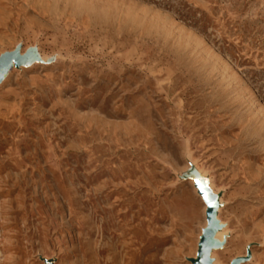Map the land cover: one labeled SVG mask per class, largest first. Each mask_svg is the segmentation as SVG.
<instances>
[{
	"label": "rangeland",
	"instance_id": "obj_1",
	"mask_svg": "<svg viewBox=\"0 0 264 264\" xmlns=\"http://www.w3.org/2000/svg\"><path fill=\"white\" fill-rule=\"evenodd\" d=\"M203 251L264 264V0H0V264Z\"/></svg>",
	"mask_w": 264,
	"mask_h": 264
},
{
	"label": "water",
	"instance_id": "obj_2",
	"mask_svg": "<svg viewBox=\"0 0 264 264\" xmlns=\"http://www.w3.org/2000/svg\"><path fill=\"white\" fill-rule=\"evenodd\" d=\"M198 264H208L206 261V251L201 252Z\"/></svg>",
	"mask_w": 264,
	"mask_h": 264
},
{
	"label": "bare ground",
	"instance_id": "obj_3",
	"mask_svg": "<svg viewBox=\"0 0 264 264\" xmlns=\"http://www.w3.org/2000/svg\"><path fill=\"white\" fill-rule=\"evenodd\" d=\"M218 234H216V236H217Z\"/></svg>",
	"mask_w": 264,
	"mask_h": 264
}]
</instances>
